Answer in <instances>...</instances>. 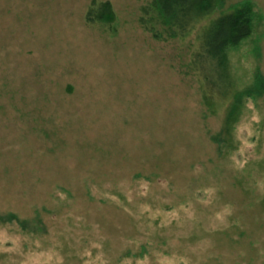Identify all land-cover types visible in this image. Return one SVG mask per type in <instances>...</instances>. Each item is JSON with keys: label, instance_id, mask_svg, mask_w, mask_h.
I'll use <instances>...</instances> for the list:
<instances>
[{"label": "rangeland", "instance_id": "374dc122", "mask_svg": "<svg viewBox=\"0 0 264 264\" xmlns=\"http://www.w3.org/2000/svg\"><path fill=\"white\" fill-rule=\"evenodd\" d=\"M91 1L0 0V264H264V0L165 42L151 0H108L113 35ZM244 1L251 35L194 70Z\"/></svg>", "mask_w": 264, "mask_h": 264}, {"label": "trees", "instance_id": "16d2710c", "mask_svg": "<svg viewBox=\"0 0 264 264\" xmlns=\"http://www.w3.org/2000/svg\"><path fill=\"white\" fill-rule=\"evenodd\" d=\"M219 7L220 0H151L141 8L139 24L154 41L182 39ZM255 16L253 5L244 1L209 19L197 36L192 68L199 71L206 65L214 71L223 69L226 51L251 35ZM84 21L90 26H101L109 35L116 31V15L108 0H92Z\"/></svg>", "mask_w": 264, "mask_h": 264}]
</instances>
